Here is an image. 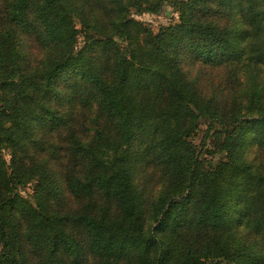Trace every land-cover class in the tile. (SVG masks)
Masks as SVG:
<instances>
[{
    "label": "trees",
    "instance_id": "1",
    "mask_svg": "<svg viewBox=\"0 0 264 264\" xmlns=\"http://www.w3.org/2000/svg\"><path fill=\"white\" fill-rule=\"evenodd\" d=\"M182 63L242 87L221 102ZM253 145L264 0H0V264H264Z\"/></svg>",
    "mask_w": 264,
    "mask_h": 264
},
{
    "label": "rangeland",
    "instance_id": "2",
    "mask_svg": "<svg viewBox=\"0 0 264 264\" xmlns=\"http://www.w3.org/2000/svg\"><path fill=\"white\" fill-rule=\"evenodd\" d=\"M134 16L138 19H141L144 23L147 24V26L151 27L154 31H156L162 25L177 21V11L173 4H167L164 11H162L160 14L143 12L135 13ZM75 22L78 28L77 42L78 45H80L82 43V39L84 38L85 33L84 30H82L80 21L77 17H75ZM202 65V63H182L181 66L187 72L189 77L193 76L194 74H197L198 72L200 87L206 95H210L212 92H216L218 93V98L222 100L221 102H224L227 97V94H230V91L233 88L242 87V84L238 82H233L234 84L232 86V83L228 79L227 70L224 68V66H215L208 64L203 66ZM242 77L243 76L241 75L240 79ZM205 127L206 122L202 120L198 129L195 131V135L193 138L197 146L200 145V141L203 136ZM207 147H211V141L208 143ZM245 156L254 164H263L261 161L264 160V148L253 145L249 149H247ZM212 158L215 159V156H212ZM152 182L157 183L155 177H153ZM21 192L31 201H34L33 189L31 184L28 183L24 187H22ZM79 204L80 202L77 200H70V205L72 208H76Z\"/></svg>",
    "mask_w": 264,
    "mask_h": 264
}]
</instances>
